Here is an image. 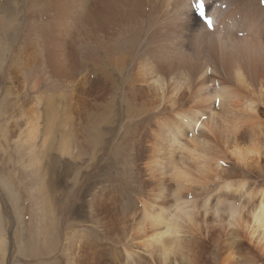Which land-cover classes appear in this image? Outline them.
I'll return each instance as SVG.
<instances>
[{
  "label": "bare ground",
  "instance_id": "6f19581e",
  "mask_svg": "<svg viewBox=\"0 0 264 264\" xmlns=\"http://www.w3.org/2000/svg\"><path fill=\"white\" fill-rule=\"evenodd\" d=\"M193 4L0 0V138L78 150L76 264H264V0Z\"/></svg>",
  "mask_w": 264,
  "mask_h": 264
},
{
  "label": "rangeland",
  "instance_id": "374dc122",
  "mask_svg": "<svg viewBox=\"0 0 264 264\" xmlns=\"http://www.w3.org/2000/svg\"><path fill=\"white\" fill-rule=\"evenodd\" d=\"M0 145V264H76L78 150L20 154Z\"/></svg>",
  "mask_w": 264,
  "mask_h": 264
},
{
  "label": "snow or ice",
  "instance_id": "6c2138e0",
  "mask_svg": "<svg viewBox=\"0 0 264 264\" xmlns=\"http://www.w3.org/2000/svg\"><path fill=\"white\" fill-rule=\"evenodd\" d=\"M194 7L199 15L205 19L206 24L209 28L212 27V19L206 15L204 0H195Z\"/></svg>",
  "mask_w": 264,
  "mask_h": 264
}]
</instances>
